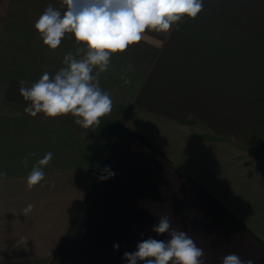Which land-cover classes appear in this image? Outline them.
<instances>
[{
    "label": "crops",
    "instance_id": "obj_1",
    "mask_svg": "<svg viewBox=\"0 0 264 264\" xmlns=\"http://www.w3.org/2000/svg\"><path fill=\"white\" fill-rule=\"evenodd\" d=\"M49 4L66 10L0 0V264H128L143 240L170 239L153 231L162 216L204 264H264V0H203L195 19L113 54L99 77L113 108L88 129L24 112L20 81L54 75L83 46L43 44L34 24ZM105 169L115 175L101 181Z\"/></svg>",
    "mask_w": 264,
    "mask_h": 264
},
{
    "label": "clouds",
    "instance_id": "obj_2",
    "mask_svg": "<svg viewBox=\"0 0 264 264\" xmlns=\"http://www.w3.org/2000/svg\"><path fill=\"white\" fill-rule=\"evenodd\" d=\"M66 10L49 4L34 28L42 42L50 50H56L68 35L83 45L63 57V67L54 75L45 71L37 82L26 87L21 80L20 96L30 102L24 112L31 117L43 114L47 118L71 115L75 124L83 129L99 126L101 119L110 114L113 100L100 87L99 77L108 70L113 54L125 52L129 46L140 43L146 31L170 33L174 24L187 17L195 19L203 10V0H62ZM129 70L132 66L129 65ZM94 69H98L93 74ZM125 84L131 81L124 79ZM30 155L35 156V153ZM53 158L46 153L33 164L27 176L31 190L45 178L43 168ZM27 167V156L21 161ZM101 181L111 178L114 172L105 169ZM0 172V177H6ZM33 210L29 204L22 210L26 216ZM159 234L167 233V241L148 238L137 244L134 252H125L128 264H204L202 248L184 231L171 228L167 216L160 217L153 228ZM118 250L119 245H113ZM222 264H253L245 262L236 254L223 258Z\"/></svg>",
    "mask_w": 264,
    "mask_h": 264
}]
</instances>
